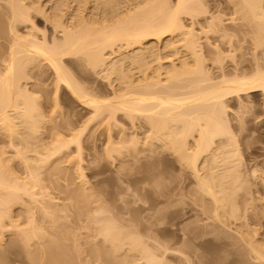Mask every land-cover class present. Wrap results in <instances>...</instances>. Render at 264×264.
<instances>
[{"label": "bare ground", "instance_id": "obj_1", "mask_svg": "<svg viewBox=\"0 0 264 264\" xmlns=\"http://www.w3.org/2000/svg\"><path fill=\"white\" fill-rule=\"evenodd\" d=\"M78 1L80 2V0ZM89 1L91 0H88V3L95 1V3L93 2L94 4H91L95 6H91L92 10L90 11L86 9L87 1L84 0V3L81 2V6L79 5V7L85 9V11L88 10L90 13H87L88 16H84V18L78 13L79 16L81 15L82 22L78 14H76L80 11L77 10L73 15L66 16L68 19L65 17V20L64 17L62 19V13L60 14L62 11L58 8L60 10L57 9L58 12L56 11V13H59L58 16L55 14V16L51 15V22L54 23L55 29H60L62 36L57 37L54 35L53 39L51 36L50 40L44 36L43 40H39L36 34L40 31H38V27L34 22L32 11L33 9L37 12L40 11V7L38 10L36 6L30 5L32 8H29L30 6L24 5L23 2L25 0H8L7 9L9 8L11 14L9 28L14 39H11L9 50L4 56L3 66H0V134L7 137L9 140L8 145L15 148L18 146L16 141L40 139L39 132L41 131L43 120L40 118L42 115L39 101L34 96L35 92L33 94L31 91H35L34 87L39 84L34 82V84H31V88L29 80L37 74L39 76L42 71L35 74L34 70H41L45 64L53 71L52 73H54L56 78L57 88L55 95L61 90L69 92L74 99L83 104V107L90 109L92 115L90 113L89 119L87 122L84 121L85 124L82 125L81 130L75 134L72 140H64L58 134H54L52 139H49L51 141L47 140V142L42 141L40 145L36 144L37 147L40 146V152L33 149L31 145L32 148L28 145L24 147V150L18 149L17 155L21 157V160L23 158L25 163V168L21 167L27 174V177H23L24 179L19 174H17L19 175L18 177L16 175L17 172L12 170V166L6 163L9 160L4 158V152L0 153V231H6L10 228L12 229L9 231H20L18 238L23 241L24 248H27L28 251L31 248H35V251H31L34 253V259L32 258V260L38 258V261L42 264H45V262H47L46 264H70L72 260L69 249L65 248L62 242L55 241V239L52 240L42 232L48 231V229L50 231L66 230L64 229L65 225L62 222L63 217L60 213L66 209V213H68V206L70 208L72 202L68 206L63 205L64 210H61V205L58 202H53L52 193L48 194L46 190L51 189L53 185L56 188L54 191L69 193L68 196L71 195L69 198L83 203V199L87 194H84V191H80L76 193L77 195L75 194V197L74 189H70L72 182L67 178V171L69 172V170L64 167V164H66L65 162H67L68 158H71L70 155L72 153H67V151L72 144L76 143L78 158L82 160L81 138L85 134V130L89 127L93 128V126H90L92 124L96 126L106 124L104 125L106 128L103 129L105 134H108L104 148L106 150L104 154L106 155L107 153L106 156H112V151L120 152L119 156L121 157L118 158L124 160V158L129 156V154L126 156V153L130 149L140 152L139 145L141 144L140 147H143L141 152L144 157L140 154L142 157L140 160L142 161L143 159L140 172L144 173V175L133 179L132 182L144 183L145 181L153 180L160 185L164 184L165 179L169 177L166 174L167 172L163 170L168 171L166 169L168 167L166 165L165 167L164 163H154L155 165L153 164L152 167L154 166L153 169L156 172L151 174V176L148 175V172L153 170L150 169L152 167H150L151 162H149L154 157L152 153L157 155L158 152V154L161 153L166 158H173L178 165L173 162V166L171 165L170 167L184 171L187 179L186 183L188 185L192 184L191 188L194 187L192 195H194L196 200L198 198L201 203H197L199 206H195V203L190 211L193 216L200 218L204 224H200L201 226L195 224L194 227L190 228V233L187 237L193 242L194 248L189 249V254L181 251L182 248H174V252L177 253L174 261H180L178 260L179 258H184V260L186 258L185 264H222L223 260L225 263L235 264L240 253L238 252L239 249L233 248L235 242L230 240L231 238L224 233H229L232 228H241L242 226L239 225L245 223L242 225L246 226V228L244 231H240L243 235L241 236L243 237L242 243L243 245L246 243L244 247H247L245 249L248 250V255L252 258V264H264V243L261 245L260 242L259 245V241L252 239L250 234L248 237L249 231H245L250 226L249 220H246V215L249 216V209L253 205L248 204L250 207H248L247 214L244 213L246 211L242 212L245 216L241 218L238 216V212L240 215V210L238 209L239 198L250 196L248 195L250 192L244 193L245 195L240 192L242 191L240 187L244 188L243 183L246 179L242 177V173L245 171L240 169L242 154L236 144V136L226 123V120L228 121L226 119L228 101L239 98L242 95L247 96L256 93H261L264 96V64L256 63V68L252 69L253 67L250 66L251 69L248 68L249 71L245 69V71L240 72L242 69L239 70L236 67L234 69L239 71L233 69L235 72H231V69L230 72H227L228 69L223 71L224 68H222L221 63L217 62L218 59L222 61V58H220L221 54L217 53L218 45H215L214 48L207 49H211L210 51L215 49L214 51L217 54L213 52L217 58L214 62L218 63L216 65L220 66L218 68L222 72L219 74L220 77L219 75L216 77L215 73L213 74L214 76L212 75L213 72L211 73V70L205 65L203 56L205 53L202 52L204 45L201 47L202 43H200L202 41L200 39L201 35L194 33L196 30L193 32L192 27L189 30L183 21L184 14L194 18L200 16L199 14L206 7L201 6V3L204 4L203 0H177L173 2L174 5L171 4L170 0H118L119 2H117L120 3V7L117 6L118 8H112V5L110 7V4L114 3L113 5H115L117 3L115 0L114 2L112 0ZM31 2L32 5H35V1L33 2L32 0ZM25 3L27 4V2ZM82 4L86 5L85 8L84 5L82 7ZM97 4H101L109 12L107 9L105 10L106 12H102L105 8L100 5L101 13L99 11L96 12L100 9ZM59 7L62 8L61 6ZM88 7L90 9V5ZM235 7H237V12L241 13L239 20L241 19L243 24L246 25L244 26L241 22L242 25H240L242 27L249 25L248 30H251V27L254 29L257 27L251 32L259 34V36L256 34V41L259 40L260 42L255 41V45L263 48L264 0H236ZM54 8H57V6L52 8L50 14L52 12L55 13ZM81 8L79 10H82ZM62 15L64 16V14ZM76 15L79 17L78 19ZM73 18L79 23L76 24ZM213 21L217 23L218 20L215 21L213 19ZM220 21L222 22L223 20ZM220 21H218V24L213 23L217 26L219 25V29L223 26ZM211 25L212 23L209 24V30H217L218 32V27L214 26L215 29ZM22 27L29 29L27 33L20 32ZM241 29L244 30L241 31ZM209 30L207 29L208 32H210ZM224 30L225 28L223 27L222 32L227 34L228 31L224 32ZM238 30L244 32L245 28ZM207 31L203 32L207 33ZM248 32L251 34L250 31ZM226 34H224L225 38H227ZM229 34L231 35L228 36L231 37L228 38L231 39L233 34ZM230 39L229 42H232V39ZM128 49L131 51H127ZM204 49L206 50V48ZM205 50L203 51L205 52ZM172 51L178 56L177 59L170 63H163L164 59L168 57V53ZM109 53L110 55L113 54V56L108 55ZM115 53L118 55L119 60L114 59L116 62L113 61L112 63L109 59L114 57ZM217 55H219V58ZM69 58H75L78 61L82 60V62L86 59L87 62L84 61L90 68L94 67L95 70L97 68L104 69V72L108 73H106L107 77L112 79L110 80L112 81L111 84L119 81L118 85L115 84L116 86L113 87L114 83L113 85L109 84L112 86V93L111 91L109 92L110 95L106 93L107 91L95 89L96 83L92 81L91 85V82H88L90 79L88 78L87 80L86 76V78H82L83 75L80 76L81 78L79 76L76 77V74L68 68V65H70L68 64L70 63ZM215 67L217 68V66ZM42 82V84L45 83L44 81ZM84 82L87 84L85 83V85ZM93 84H95L94 89L92 87ZM54 97L56 100L57 96ZM119 119L120 121H124V119L125 121H130L128 127H131L127 128L129 130L119 127ZM113 126L120 129L114 130ZM130 129L133 132L129 133ZM234 147L236 151L233 149ZM32 149L37 151L38 156L31 157L26 155L27 151H32ZM124 149L127 151H123ZM148 152L151 154H148ZM154 158L156 159L157 156ZM29 160L36 163L34 164V162ZM23 171L22 173H24ZM97 173H102V170ZM164 173L167 177L163 175ZM43 175L46 177L43 178ZM80 176L85 179L84 173L81 172ZM241 178H244V181L240 180ZM61 180L68 182L63 184ZM45 181H49L51 187L49 185L45 186L48 183L46 182L44 185L43 182ZM238 182L241 183L238 185ZM194 183L195 185L193 186ZM79 188L82 187L80 186ZM174 190L171 191L172 194ZM177 190L178 188L175 191ZM50 195L52 198L48 197ZM56 196L59 197V195ZM238 196L239 198H237ZM47 197L50 199H48V202ZM248 198L244 197L243 200ZM18 205H20L18 208L23 207V210L21 209L23 212L16 214L23 217L24 221H21V223V217H14L15 215H13L15 214L13 213V208ZM81 207L79 208L78 206L76 208L80 211ZM103 212L105 210L100 208L97 210V213ZM173 213H175L174 219L176 220L174 226H177L174 231H181L182 229H180L177 222L180 218L179 210H175ZM39 217L40 221L38 220ZM15 218L18 220H15ZM242 219H245L246 222L243 220L244 222L239 223ZM95 222L99 225L98 231H100V235L104 237V240L107 241L106 243L110 242L116 252L124 250L128 244L127 241H130L133 249L131 248L129 252L137 250L142 255L140 256L141 258L137 259L144 260L145 264H165V260L162 257L139 240V235L124 234L122 231L130 230H126V227L118 228L115 220L108 218L98 219ZM208 227L211 228V230L209 229L210 233H208L209 230L208 232L206 230ZM85 228L89 229L88 226H85ZM183 231L186 230L183 229ZM196 231H202L200 234L202 239L200 238L199 242V234ZM205 231L206 233H204ZM257 233L255 232L254 234L257 235ZM174 238L176 246L181 242L182 238L179 234H176ZM13 240L16 241L15 239ZM11 242L13 243V241ZM12 243H10V246ZM198 249L203 251V255L199 254L200 257L197 254ZM105 252L103 255L106 258L113 256L108 251ZM181 255L183 257H180ZM225 255L227 258H225ZM201 256L202 258L205 257V259L203 260ZM1 257L4 259L6 254H2ZM124 261L126 260L123 259Z\"/></svg>", "mask_w": 264, "mask_h": 264}, {"label": "rangeland", "instance_id": "obj_2", "mask_svg": "<svg viewBox=\"0 0 264 264\" xmlns=\"http://www.w3.org/2000/svg\"><path fill=\"white\" fill-rule=\"evenodd\" d=\"M28 1L30 2L28 3ZM31 1L32 0H25L27 4L25 2L23 3L24 5H28V6L30 5L33 7L36 6L38 10L40 7V11L37 12L36 10L34 11V9L32 11L34 22L38 27V31H40V32L37 31L38 33L36 34L39 40H43L42 38L44 36L49 40L51 39V36L53 39L54 35H56L57 37L62 36L60 29H55L54 23L51 22V15L58 16L59 13H56V11L58 12L59 9L62 11L60 12V14L61 13L64 14V16L61 14L62 19H64L66 16L68 17L70 15H73V13L76 12L77 10L80 11L81 13L77 12L76 14L79 13L82 15L80 16L84 18V16H88V14H90L89 11L92 10L91 8L95 6V5H91V4H94L95 1L91 0L92 3H88V0H85L87 1L86 3L88 4L87 6L82 4V7L84 5V8L86 6V9L89 10V11L88 10L85 11V9H82L81 7H79V5L81 6V2H83L84 0L83 1L80 0V2L78 0H77L78 2L76 0H67V1L62 0V3H61V0L60 2L59 0H33V2L35 1V5H32ZM117 1L118 0H115V2ZM170 1H171V4L174 5L173 2H176L177 0H170ZM112 2H114V0H112ZM203 2L205 5L201 3V6L202 5H203L202 7L206 6L204 7L206 11L205 10L202 11L199 14L200 16H198V18H196L197 16L194 18V17H190L184 14L183 21L185 22V25L188 26L186 27L189 30L192 27L193 32L196 30V32L194 33L196 34L199 33L201 35L200 36V39L202 40V41L200 40L201 41L200 43H202L201 47L204 45L202 49L205 50L204 48H206L205 52L202 50V52L205 53L203 54L204 59H205V65L207 66L208 69L211 70V73L213 72L212 75L215 73L214 75L217 77L222 72L218 68L220 66L216 65L217 62H219V64L221 63L222 68H224L223 71H225V69L226 70L228 69L227 72H230V69H231V72H235L233 70H236L238 68L239 70L242 69L240 70V72L245 71V69L249 71L251 67H253L252 69L256 68L257 66L256 63L260 62L259 63L260 65L264 64V61H263L264 60L263 59L264 58L263 56L264 46L263 48H260L259 46L255 45V41L257 40L256 34L258 33L256 32V34H254L251 32L254 28L251 27V30H248L249 25H247V27L241 26L243 22L241 19H240L241 21L239 20V17H241L239 15L241 13L239 14L236 10L237 9V7H235L236 0H203ZM64 3L66 4L64 5ZM113 4H110V7L111 5H112V8H115V7L118 8L117 6L120 7V3H118L119 5L118 4L113 5ZM89 5H90V9L88 7ZM99 5L102 6L101 4ZM99 5L97 4V7H99ZM31 6L29 8H32ZM55 6H57V8H54L55 13L52 12L50 14V12L52 11V8ZM59 6H61L62 8H60ZM7 7H8V0H0V66L1 67L3 66L4 56L7 54L9 50V46L12 40L14 39L13 36L11 35L10 28H9V20H10L11 14L9 12L10 11L9 8L7 9ZM106 7L108 8V6ZM79 8H81L84 11L79 10ZM107 8H105L104 10L102 8L103 10L102 12H106L105 10ZM98 11L99 13H101V8L97 10L96 12ZM78 16L76 15L77 19L80 17ZM81 17L79 18L80 20H81ZM75 19H74V22L76 24L79 23V21H75ZM213 19L215 21L223 20L222 22L220 21L221 25L223 23V26H221L222 30L219 29L220 27L219 25H218L219 27L215 25V24H218L219 22L217 21V23H215ZM82 21L83 20H81V22ZM211 23H212L211 25L212 28L218 27V29L221 31L219 32L218 30L217 32V30L214 31L211 29L212 31L211 32L209 30L210 28L209 24ZM28 25L30 27V23ZM238 25H240L241 27ZM223 27L225 28L224 32L228 31L227 34L222 32ZM239 27L245 28V31L240 32V30H238L240 29ZM207 29L210 32H208ZM255 29H257V27ZM20 30H21L20 32L25 34L27 33L29 29L28 28L26 29V27H22L20 28ZM242 30L244 29H241V31ZM203 31H207L208 34ZM248 31H250L251 34H249ZM229 33L233 34L232 35L233 37L231 38L232 40L228 38V37H231V36H228V35H231ZM224 34L227 35V38H225L226 36ZM229 39L232 42H229ZM215 45H218L217 53L219 52L221 54L220 58H222V61L218 59V61L216 60L217 62H214L215 59L217 58L216 57L217 53L216 51H214L215 49L212 51L210 50L214 48ZM207 48H211V49H207ZM208 50L210 51V53ZM127 51H131V50L128 49ZM108 55H110V53ZM111 55L113 56V54ZM116 55H114V57H111L109 61L111 60L113 63V61H115L114 59L117 60L118 55L117 57H115ZM219 55H217L218 58H219ZM177 57L178 56L175 55L173 51L169 52L168 57L164 59L163 63L173 62L174 60L177 59ZM69 59H70L69 60L70 63L68 62L67 63L70 65L67 64L68 68H70V70L76 74V77L77 76L80 77L83 75L82 78L87 77L86 78L87 80L88 78L90 79L88 80V82L89 83L91 82L90 83L91 85L93 82L96 83V85L99 84L97 86L93 84L92 86L93 89L95 85V89L96 88L97 90L102 89V91L104 92L107 91L106 93H109L112 90V86L110 85H113L114 82L111 84L112 81L110 80L112 79L107 77L106 75L107 72H104V69L102 70L101 68H97V70H95L94 67L90 68V66L86 63L87 62L86 59H84L86 62L84 60L83 62L82 60L81 61L80 60L78 61L77 59L75 60V58H69ZM222 62L224 65L222 64ZM76 63L77 64L79 63V64L77 65ZM215 66H217V68ZM234 67H236V69H234ZM38 70L35 69L34 73L37 74V72L38 73L40 71L42 72L39 73V76L37 74L36 76L32 77L29 80L31 82V83L29 82V84H30V87H31V84H34V82L39 84L37 87H34L35 91L31 89L30 90L33 92V94L35 92L34 96L38 99L39 105H40V112L42 115L40 118L43 120V124L40 129L41 131L39 132L40 139L38 140L27 139V140H23L22 142L16 141L18 146L15 148H12L8 145L9 140L7 139V137H4L5 135L2 136L0 134V153L4 152V155H3L4 158H7L9 160L6 163L12 166V170L17 172L16 175L19 174L22 176V178L24 176L27 177V174L25 173V170L24 171L22 170V168L23 169L25 168L24 167L25 163L23 161L24 159L22 158L21 160L20 159L21 157L17 155L18 149L24 150L25 146L31 145L33 149H36L40 152L41 150L39 149L40 146L37 147L36 144L40 145L42 141H45V142H47V140L51 141L49 139H52V135L54 134L56 135L58 134L61 139L72 140L75 134H77L81 130L82 125L85 124L84 121L87 122V120L90 117V113L92 115V112H90L91 110L83 107L82 106L83 104H81L76 99H74V97L71 96L69 92L61 90L57 95H55V90L57 88L56 78L54 77V73H52L53 71L46 64L45 66H43L41 70L39 71ZM239 70H236V71H239ZM112 77L114 78L113 75ZM41 78H42V81L45 82L44 84H42L43 82L41 81ZM83 80L85 81V79ZM118 82L117 83L115 82L113 87L118 85ZM85 83L86 82H84V84ZM89 83L88 85H90ZM30 87H27V88H30ZM54 96H57L56 100L54 99L55 98ZM227 103H228L227 105L228 111H226V113L228 112V114H226L227 115L226 119H228V121L226 120V123L230 126L231 132L234 133V135L236 136L235 137L236 144L242 154V159H241L242 168L240 166V169L241 170L243 169L242 171L246 172V173L244 172L246 175L242 173V177L246 179H245V182L243 183L244 188H242V186L240 187L242 189V191L240 192L243 193L242 195H245L244 193L250 192V194L248 195L252 197V201H251L250 196H248L249 198L247 196H244L250 199L249 201H247L248 199L243 200L244 197L239 192L243 198H239L240 195L237 197L239 198V202H238L239 206L238 205L237 206H238V209L240 210V215L238 212V216L240 218L242 216H245L244 213L247 214L248 207H250L248 204L253 205L251 206L254 209L250 207L249 212H248L249 216L246 215L247 216L246 220H249L250 226L249 228H247L248 230L246 229L245 231L250 232V233L248 232L247 234L248 237L251 235L252 239L254 238V240L255 241L257 240V242L259 241L258 244L261 242L260 244L262 245V243H264V181H262L264 180V96H262L261 93L249 94L247 96L242 95L241 97L234 98L228 101ZM125 119L124 121H120L119 119L120 122L118 121L119 123L118 125L121 129L126 128V130H129L127 128L131 127V126L128 127L130 121L128 122L127 121L128 119H127L126 120L127 122H126ZM121 120H123V118H121ZM104 125L106 124H103V126L102 125L96 126L92 124L90 126H93V128L89 127L85 130L86 132H84L85 134L81 138V141H82L81 143H82V148H83L82 149V152H83L82 160L83 161L78 158V152H77L78 148H77L76 143H74L67 151V153H70V154L72 153V155H70L71 158H68L69 161L67 159V162H65L66 164H64L65 166L62 164V166L67 167L69 170V172L67 171L68 174L67 173L66 174H67L68 180H70L73 184V185L71 184L70 189L71 190L74 189L75 191L74 195L80 191H84V194H87L85 195L83 199V203H80V201H78L80 203L79 204L78 202H76L77 200L75 201V199L73 200V198L72 199L69 198L71 197V195L68 196L69 193H66V192L61 193L58 190L54 191L56 190V188H54L53 185L51 187L50 186L51 183L49 181L43 182L44 185L46 182L49 183V184L47 183L45 186L49 185L51 189L54 188L51 190L48 187L50 191L47 189L48 191L46 190V192H48V194H50L51 192L52 193L51 195H53L52 197L54 198L53 202L55 203L58 202V204L61 205V207L60 206H57V207H60L61 210H64L63 205L68 206L71 202L72 204H70V208L68 206V210H69L68 213H66L67 209L64 210V212L62 211V213H60V215H62L63 220H64V221L62 220V222L65 225L64 229L66 230L50 231V229H48V231H44L42 233H44V235H48L47 237L52 240L55 239V241L62 242L65 248L69 249L71 260H72L70 264H145L144 260L137 259L140 256H142L137 250L129 252L131 248L133 249V246H131L130 241H127L128 244L125 246L124 250L116 252L115 250H113L110 242L106 243L107 241H105L104 237L100 235V231H98L99 225L95 221H97L98 219L111 218L117 222L116 226L118 228L126 227L125 228L126 230L127 229L130 230V231H122L124 234H134L136 236L139 235L140 236V238L138 237L139 240H141L142 243L146 244L151 249H153V252H155L157 255L162 257L163 260H165L164 261L165 264H185L186 258L185 260L184 258H179L178 260L180 261H174L175 257L177 256V253H175L174 250L177 248L178 249L182 248L181 251L183 252L185 251L184 253L189 254L192 247L194 248L193 242H191L187 237V235L190 233L189 230L190 228L194 227L195 224H198V225L204 224L203 222H201L200 218L193 216L192 212L190 211V209L195 205V203H196L195 206H199L198 204L201 203L198 200V198L196 200L194 195H192V190L194 189V187L191 188L192 184L188 185V183H186L187 179H186V174L184 171H182L179 168L172 169V167H170L171 165L173 166L172 164L173 162H175V164L178 165V163H176V161L173 160V158H170V159L166 158L164 155H161V153H159L160 154L159 155L158 152H157V155H154L152 153V155L154 157L157 156V158L155 159L153 157L150 159L149 162H151L150 167H152L154 163L155 164L164 163V166L166 165L168 167L166 168L168 169V171L163 169L166 166L165 167L162 166L163 168L161 167L164 171L167 172L166 174L169 176L167 177L165 173L163 174L164 176L166 175L165 177H167L166 179L164 178L165 179L164 184L160 185L158 184V182H155L153 180H148V181H145L144 183L132 182L133 179L144 175V173L140 172L141 171L140 167H142L143 165L142 164L143 159L142 161L140 160L142 158L141 155L143 154L141 152L143 147L141 148L140 147L141 144L139 145V149L141 153L139 151H132V149L129 148L130 149L129 152L130 151L132 152L130 153L127 152L126 156L128 154L129 156L124 158V160L122 158H118V157H121L119 156L120 152L117 153L115 151H112L111 153L112 156H106L107 153L106 155L104 154L105 153L104 151H106L104 150V148H105V143L107 141V140L105 141V139L108 137V134H105V131L103 130L106 128ZM119 127L116 128L115 126H113V129L119 130L120 129ZM128 132L131 133L133 131H131L130 129V131ZM139 136L142 137L141 135ZM235 147L233 149L236 151ZM33 149L32 151H29L30 150L29 149L28 150L29 152L27 151L26 155L31 156V157L33 156L35 157V155L38 156L37 155L38 153H36L37 151H33ZM125 150L126 149H124L123 151ZM234 153H237V152H234ZM148 154H151V153L148 152ZM73 156L74 158L72 159ZM142 156L144 157V155ZM133 157H136V158H133ZM78 160H80L79 161L80 164ZM29 161H32V160H29ZM35 163L36 162H34V164ZM153 168L154 166L150 169H153ZM99 170H102V173L96 174V172H98ZM22 171L25 174L22 173ZM81 172L85 174V177H84L85 179H83L80 176ZM155 172H156L155 169L150 170L148 172V175L151 176V174H154ZM19 175L17 176L19 177ZM44 175L42 176L43 178L46 177ZM244 178H241L240 180L244 181ZM66 182L63 181L62 183L64 184ZM239 183L241 182H238V185ZM194 185L195 183L193 184V186ZM80 186L82 188H79ZM177 188L178 190L175 191ZM78 189L79 191H77ZM84 189L86 190V193ZM173 189L175 190L172 194L171 191ZM51 195L48 197L52 198ZM56 195H59V197ZM169 195H171L172 197ZM48 197L46 198L47 202L49 199ZM60 198L61 199L63 198L64 200L63 199L61 200ZM65 199H68V200H65ZM240 199H241V202H240ZM26 200L28 201V199ZM29 206H32V205H29ZM78 206L79 208L82 206L80 210L81 212L76 208ZM18 207H20V205L13 208L14 209L13 213H15L13 215H15L14 217L20 218L21 216L19 215L17 216L16 214L17 213L20 214L21 211L23 210L22 209L23 207L22 208H18ZM83 207H84V210H83ZM74 208L77 210H75ZM99 208L102 210H105V212L97 213V210ZM175 210L176 211L179 210V213H180V218L177 222H178V226L180 227V229H182L181 231H174L177 228V226H174V224L176 223L175 222L176 220L174 219L175 213L173 212ZM243 211H246V212L242 213ZM64 217H66L67 219ZM16 219L17 218H15V220ZM38 220L39 221L41 220L40 217L38 218ZM243 220L245 219H242V221L239 223L244 222ZM21 221H24L23 217H21L20 223ZM242 224H245V223H242ZM242 224H240L239 226H242L243 229L242 227L232 228L231 230H229V233L227 231H224V232H227L224 234H227L226 236L231 238L230 240L235 242L234 243L235 245L233 246V248L236 250L237 249L240 250V251L238 250V252L240 253H239V256L235 264H250V263L252 264L253 262L252 258L251 256L248 255L249 254L248 250L245 249L246 246L244 247L246 243L244 245L242 243L243 237L241 236L243 235L241 234L240 231L241 230L244 231V229L246 228V226H243ZM44 225L46 224L44 223ZM85 226L86 227L88 226L89 229L87 230ZM11 229L12 228H10L9 230ZM183 229H185L186 231H183ZM209 229L211 230L210 227L206 228L207 232ZM9 230L2 231V232L0 231V264H42L41 262L38 261L39 260L38 258H35V260H32V258L34 259L33 257L34 253L31 251H35V248H31V250L29 251L27 250V248H24L23 243H22L23 241L21 240V238L20 239L18 238L21 232L20 231L19 232L9 231ZM210 230L208 233L211 232ZM254 231L256 233L258 231L257 235L254 234L255 233ZM115 232H120V231H115ZM196 232L199 234V239H198V242H199L202 239L200 237V234L202 231H196ZM16 233L17 234L19 233V234L17 235ZM204 233H206V231ZM176 234H179V236L182 239H181V242L175 246L174 236ZM13 239H15L16 241H14ZM11 241H13V243ZM10 243H12L11 246H10ZM116 245L118 246V244ZM105 251H108L113 256L106 258L103 255ZM202 252L203 251L198 249L197 254L199 257H200L199 254L203 255ZM31 253L32 255H30ZM226 253L228 254V252ZM2 254L4 255L6 254V257L4 259H2L1 257ZM226 255H225V258H227ZM180 257H183V256L181 255ZM229 258L228 260H230ZM123 259H125L127 262L126 261L123 262ZM202 259L204 260L205 257ZM222 262L224 264L227 263V262L225 263L224 260ZM46 263L47 262H45V264Z\"/></svg>", "mask_w": 264, "mask_h": 264}]
</instances>
